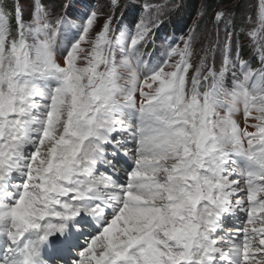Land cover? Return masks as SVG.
Returning <instances> with one entry per match:
<instances>
[{"label": "snow or ice", "instance_id": "snow-or-ice-1", "mask_svg": "<svg viewBox=\"0 0 264 264\" xmlns=\"http://www.w3.org/2000/svg\"><path fill=\"white\" fill-rule=\"evenodd\" d=\"M73 7L0 0V264H264V0L219 68Z\"/></svg>", "mask_w": 264, "mask_h": 264}, {"label": "rangeland", "instance_id": "rangeland-1", "mask_svg": "<svg viewBox=\"0 0 264 264\" xmlns=\"http://www.w3.org/2000/svg\"><path fill=\"white\" fill-rule=\"evenodd\" d=\"M90 0H73L71 1L74 5L73 8L69 9L70 14H75L77 11L79 12H90L91 10H95L98 12V24L97 29L100 25L104 23V21L109 17L112 16V27L117 30V34H119L120 31H131L132 33L135 32L136 25L140 22L142 18H147L149 13H146L144 10V5L148 4L150 6H156L150 8V13L155 14L157 11V7L161 8L163 10V15L160 16L161 20L166 19L169 16H173L178 11V8L181 7L184 9V6L186 4V0H120L123 1L122 5L119 4V7L115 9V11H112L111 6V0H93L94 5H91ZM42 2L47 6H56L59 8V5L62 3H68V0H42ZM244 5H246V10L242 13L243 17L246 13H251L253 16H255L256 8V0H244ZM18 3L23 11V15L25 18H27L30 15V12L32 11V5L33 0H18ZM235 3L230 4L229 6L224 7H217L214 11H212L213 17L209 18L205 21V23L200 22V17L203 12V8L200 7L197 9L195 17L191 20L190 23L180 21L177 22V19L174 20V23H170L171 25L168 26L167 24L161 23L158 27H155L152 29L151 33L149 34V38H153L152 42L155 43V47L158 50L165 49V46L162 45V37H156L157 34H163V36H169L171 27H173L174 33L173 35V42L175 40V43L178 42L179 37L181 36H187L189 34V31H194V34L196 36V40L194 42V55L192 58V62L194 67L198 66L200 58L203 56L204 52L203 50L206 48H209L210 46H216V52H215V65L217 68L220 66L221 61V51L227 36V33L224 31V25L223 22L227 19L232 20V8L234 7ZM128 6V9L135 12H139V16L136 18H133L132 12L128 13L123 19H119V14ZM223 10L226 13V19L224 21H221L218 27V24L215 22L214 17L215 14L219 11ZM137 12V13H138ZM184 12V10L182 11ZM118 18V19H117ZM223 24V25H222ZM186 25V29L182 26ZM244 27H250L248 25H245L244 23H229V29L236 32L235 35H232V46H233V55H235V50L237 46V41H239V45L243 46L241 49V55L245 57L250 56V48H247L245 45L249 44V41L247 37L241 32V28ZM166 30V31H165ZM155 31H157L155 33ZM161 31L163 33H161ZM155 35V36H153ZM241 35L242 41L240 38H235ZM167 38V37H166ZM147 39V41H148ZM167 40V39H165ZM164 40V41H165ZM146 41V43H147ZM171 43V41H170ZM148 45L147 50L149 47ZM211 52L209 53V62L211 63ZM242 56V57H243ZM245 59V58H244ZM191 74V73H190Z\"/></svg>", "mask_w": 264, "mask_h": 264}, {"label": "trees", "instance_id": "trees-1", "mask_svg": "<svg viewBox=\"0 0 264 264\" xmlns=\"http://www.w3.org/2000/svg\"><path fill=\"white\" fill-rule=\"evenodd\" d=\"M244 0H186L184 9L179 7L176 14L173 16L177 19H182L184 22L190 23L193 17H195L197 9L202 7L204 10L200 17V22L205 23L206 20L213 17L212 11L217 9V7L229 6L235 3L232 8L235 23H244L245 16L243 17V12L246 10V5H244ZM120 2V5H122ZM184 10V12H182Z\"/></svg>", "mask_w": 264, "mask_h": 264}, {"label": "bare ground", "instance_id": "bare-ground-1", "mask_svg": "<svg viewBox=\"0 0 264 264\" xmlns=\"http://www.w3.org/2000/svg\"><path fill=\"white\" fill-rule=\"evenodd\" d=\"M230 230H234V229H231V228H230V229H229V230H227V231H230Z\"/></svg>", "mask_w": 264, "mask_h": 264}]
</instances>
